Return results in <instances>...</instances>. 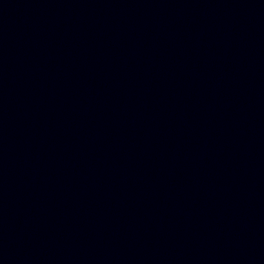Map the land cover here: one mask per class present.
I'll use <instances>...</instances> for the list:
<instances>
[{
	"label": "water",
	"instance_id": "1",
	"mask_svg": "<svg viewBox=\"0 0 264 264\" xmlns=\"http://www.w3.org/2000/svg\"><path fill=\"white\" fill-rule=\"evenodd\" d=\"M0 264H264V0H0Z\"/></svg>",
	"mask_w": 264,
	"mask_h": 264
}]
</instances>
